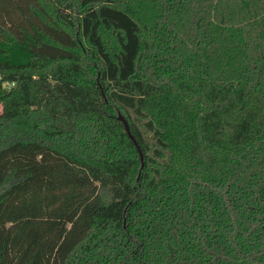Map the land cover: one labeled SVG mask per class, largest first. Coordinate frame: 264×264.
I'll use <instances>...</instances> for the list:
<instances>
[{"label": "trees", "instance_id": "16d2710c", "mask_svg": "<svg viewBox=\"0 0 264 264\" xmlns=\"http://www.w3.org/2000/svg\"><path fill=\"white\" fill-rule=\"evenodd\" d=\"M0 108V264H264V0H0Z\"/></svg>", "mask_w": 264, "mask_h": 264}, {"label": "water", "instance_id": "95a60500", "mask_svg": "<svg viewBox=\"0 0 264 264\" xmlns=\"http://www.w3.org/2000/svg\"><path fill=\"white\" fill-rule=\"evenodd\" d=\"M119 118L124 122V125H125V128H126V131L128 132L129 136L131 137V139L134 141L136 147L138 148V151L140 153V156H141V159H142V162L144 161V156H143V152L140 148V145L139 143L137 142L135 136L132 134L131 130H130V126H129V123L128 121L126 120V118L121 114L119 113Z\"/></svg>", "mask_w": 264, "mask_h": 264}, {"label": "rangeland", "instance_id": "374dc122", "mask_svg": "<svg viewBox=\"0 0 264 264\" xmlns=\"http://www.w3.org/2000/svg\"><path fill=\"white\" fill-rule=\"evenodd\" d=\"M1 110H2V109L0 108V113H1Z\"/></svg>", "mask_w": 264, "mask_h": 264}]
</instances>
